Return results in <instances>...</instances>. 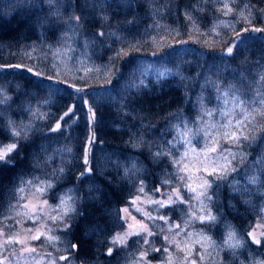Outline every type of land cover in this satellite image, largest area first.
<instances>
[{
	"label": "trees",
	"instance_id": "1",
	"mask_svg": "<svg viewBox=\"0 0 264 264\" xmlns=\"http://www.w3.org/2000/svg\"><path fill=\"white\" fill-rule=\"evenodd\" d=\"M261 9L264 0H0V149L18 145L0 161V229L44 224L25 207L37 192L58 222L52 245L62 263L171 264L164 251L174 220L193 258L201 252L194 233L210 244L200 264L262 254L264 234L260 244L249 235L264 222V115L251 103L264 97ZM231 42V54L221 49ZM234 96L249 102L246 112L233 109ZM186 128L202 130L188 133L191 144ZM232 131L248 140H227ZM137 138L151 151L133 147ZM213 146L217 175L193 193L180 179L181 159ZM158 151L166 155L154 159ZM174 188L187 204L155 203ZM135 197H150L145 208L159 216L149 234L118 243L122 207ZM207 215L215 221L196 218ZM229 231L238 246L220 247Z\"/></svg>",
	"mask_w": 264,
	"mask_h": 264
},
{
	"label": "rangeland",
	"instance_id": "2",
	"mask_svg": "<svg viewBox=\"0 0 264 264\" xmlns=\"http://www.w3.org/2000/svg\"><path fill=\"white\" fill-rule=\"evenodd\" d=\"M232 45L233 42L230 44H225L221 47V49L227 52V49L229 47L232 48ZM210 149L211 147L198 150L191 149L187 152L186 157L181 159L182 162L180 165V177H183L182 181L185 182L186 185L191 184L192 187L201 189L200 185L206 181L205 176L210 170L213 169L211 161H209L207 158V156L211 154ZM185 165L188 167L187 171L182 170L184 169ZM206 168L208 169V172L205 171ZM175 189L178 188H174V190ZM173 193L172 196L170 194L161 193L157 196V199L164 205L168 204L170 203L169 197H171L172 201L176 199L175 191H173ZM30 194L31 196L28 198V201H26L28 209L33 211L47 212L48 203H46V201H42L40 195L37 192H32ZM149 198L150 197H135L131 200V202H127L122 207L121 219L123 221V227L114 235L113 240L118 243H124L131 236L139 235L141 232L146 234L150 233V224L154 223L150 220L155 216H159V214L157 212L149 214V208H145ZM198 207L203 209V206L199 205L198 202V204L196 203L194 206V213ZM125 209H127V211H125ZM44 217L46 219L44 224L34 226H17L10 232L0 229V260H4L5 264H79L76 261L73 263L71 260L62 263L60 257H65V255L60 256L59 250H54L52 245L58 241L56 237V228L54 227L58 222H56L54 215L46 214ZM177 223L178 221L174 220L170 225V230L175 231V233L173 235V239L165 246L164 251L167 258L171 260V264H174L179 260L182 263L187 262L189 264H191V261L193 260L196 261V264L205 263L204 260H206L209 255H211L212 249L210 248V244L204 238L201 239V237L198 235L199 233H194L200 240L201 252L198 253V257L193 258L192 254L195 253L196 248L193 244L183 246L184 241L182 234H180L175 227ZM166 224H168V222H166ZM263 234L264 222L262 221H258L256 225L249 231L250 237L252 238L254 235L256 240H261V236ZM35 235H40L39 240L43 239L45 243L41 244L38 242V240H33L32 237ZM9 236L17 240H22L23 243L7 244L6 241ZM49 237H52L53 239L49 240ZM192 238H196V236H192ZM252 240L255 241L253 238ZM26 249H35V251L29 252L26 251ZM180 251L181 253L179 255ZM251 257L254 261L252 264H264V252L260 254L258 252L252 253L250 251L249 254L247 253L246 258H240V262L242 264H247ZM140 261L141 260L135 262L134 260L129 264H137Z\"/></svg>",
	"mask_w": 264,
	"mask_h": 264
},
{
	"label": "snow or ice",
	"instance_id": "3",
	"mask_svg": "<svg viewBox=\"0 0 264 264\" xmlns=\"http://www.w3.org/2000/svg\"><path fill=\"white\" fill-rule=\"evenodd\" d=\"M225 7L227 8V5H225ZM228 11H231V9H228ZM262 13H264V9H261L260 10ZM227 14V12L225 13ZM78 19V17L76 18ZM247 30V29H246ZM254 31H260L261 29H253ZM102 35V33H101ZM233 51V49L231 47H229L227 49V52L229 54H231ZM13 67L15 68H20L21 65H14ZM28 72H32V69L31 68H28L26 69ZM37 75H39V73H37ZM227 95V93H226ZM202 99V98H201ZM5 101H0V103H4ZM230 103L232 104L233 106V109L234 110H240L242 113L243 112H246L247 111V106H248V101L246 100H243L241 99L240 97H237V96H234L232 101H230ZM252 104H255V105H259L258 108H253V112L256 113V114H261V115H264V113H261L260 112V109L261 108H264V97H261L260 99H257V100H253L251 102ZM71 111H68V112H65L64 115L65 117L71 115ZM205 115H208V116H211L213 115L212 111L208 110L205 112ZM226 116L229 115L228 113L225 114ZM249 116H252V113H249L248 114ZM170 116L172 117H177L179 118L181 116L180 113H170ZM247 118V117H246ZM181 123L187 125L189 122L185 119H181ZM193 125L195 126L196 124V121L193 120L192 121ZM231 124V122L229 121L228 124L226 125H221V127H227ZM235 128H243L244 127V121L243 120H238L236 121V124L234 126ZM61 128V125L59 123L56 124V129L55 130H59ZM259 129H260V132L262 135H264V125H261L259 126ZM201 129L200 128H196V130L193 132L192 129H188L186 128L185 129V132L181 134L182 138L184 140H186L189 144H191V139L188 138V133L191 132L192 133V136H197L201 133ZM14 135L16 136H20V133L19 132H16ZM225 137L227 140H230L232 142H238L241 138H243L244 140H248V137L247 136H243L241 137V135H238L236 131H232V132H225ZM139 139V145L136 144V143H133L132 146L133 147H138L140 145H148L149 147V150L151 151V145L148 144L147 141H144L143 139L141 138H137ZM18 147L17 144H12L10 146H8L5 150H4V153L0 154V161H4L5 159V156L8 154V153H11L13 152L16 148ZM211 152H216L217 151V147L216 146H213L211 149H210ZM163 155H166L165 153H163L162 151H158V152H152V156L154 159L160 157V156H163ZM185 155H187V153H185ZM183 171H187L188 170V167L187 165L184 166V169H182ZM88 171H91V169H89ZM206 172H208V169L206 168L205 169ZM81 175H84V173H81ZM208 175L209 176H215L217 175V169L216 168H213L211 172H208ZM180 179H183V177H180ZM166 183V182H165ZM187 187L190 189L191 192L195 193L197 192V189L192 187L191 184L187 185ZM201 188H208V187H211V185L207 182V181H204L201 185H200ZM175 195H176V199L179 200L181 203H185L187 204L188 201H184L181 199V193H180V190L179 189H175ZM201 196L205 195L203 192L200 193ZM197 199H199V196H197ZM169 202L170 203H175V201H172L171 200V197H169ZM155 203L157 204H160L161 206H166L164 205L162 202L160 201H156ZM25 207H27V205H25ZM125 211H127V209H125ZM197 219H199L200 221L202 222H205V221H215L216 217L214 216H211V215H207V216H199V217H196ZM161 220H164L165 218L163 216L160 217ZM11 227V226H10ZM176 228H179L180 225L177 224L175 225ZM254 240H255V243L257 244H260L261 241L260 240H256L255 239V236L253 235L252 237ZM33 240H39L40 239V235H35L32 237ZM49 240L53 239L52 237H49L48 238ZM165 239H167V237H165ZM235 239V233L234 231H229L228 232V235H227V239L224 241V243L222 245H220V247H224L225 245L230 247V248H235L238 246V244H233L232 241ZM7 244H14V243H20L22 244L23 241L22 240H17V239H14L12 238L11 236H9V238L7 239L6 241ZM72 247H78V245H72ZM26 251H29V252H34L35 249H26ZM155 251H160V249H156ZM61 260H64L66 259V257H63L61 256L60 257ZM0 264H5V261L4 260H0ZM191 264H196V261H191Z\"/></svg>",
	"mask_w": 264,
	"mask_h": 264
}]
</instances>
